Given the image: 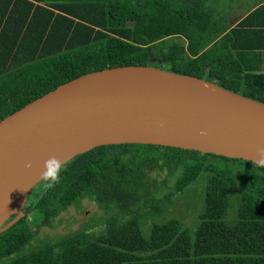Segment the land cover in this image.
Instances as JSON below:
<instances>
[{"label":"trees","instance_id":"16d2710c","mask_svg":"<svg viewBox=\"0 0 264 264\" xmlns=\"http://www.w3.org/2000/svg\"><path fill=\"white\" fill-rule=\"evenodd\" d=\"M220 1L0 0V122L80 76L125 66L168 65L264 103V73L244 58L247 23L229 31L232 14ZM64 167L60 183L41 187L26 207L42 224L30 228L27 215L0 235V264H264V168L252 162L132 144L99 147ZM154 168L179 172L171 196L150 192ZM199 180L193 225L164 219L171 197ZM84 200L112 212L101 230L38 241Z\"/></svg>","mask_w":264,"mask_h":264},{"label":"water","instance_id":"95a60500","mask_svg":"<svg viewBox=\"0 0 264 264\" xmlns=\"http://www.w3.org/2000/svg\"><path fill=\"white\" fill-rule=\"evenodd\" d=\"M132 144L252 162L264 148V103L155 66L60 85L0 122V235L28 215L49 157L65 165L99 147Z\"/></svg>","mask_w":264,"mask_h":264},{"label":"rangeland","instance_id":"374dc122","mask_svg":"<svg viewBox=\"0 0 264 264\" xmlns=\"http://www.w3.org/2000/svg\"><path fill=\"white\" fill-rule=\"evenodd\" d=\"M255 0H221L220 10L223 14H232V19L237 18L242 12L244 3L254 4ZM225 7V8H224ZM241 8V9H239ZM165 69L168 65H164ZM179 172L172 174L168 168H154L148 171V180L150 183V192L157 198L171 196L174 192L176 178ZM42 184H39L34 190L33 195L39 192ZM205 181L199 180L185 193H177L171 197V201L164 207V219L179 217L188 225L192 226L197 219L198 213L202 207V197ZM145 202L143 201V204ZM112 215L111 211L100 208L96 203L90 200H84L80 207H71L63 212L55 221L52 228L44 227L38 235V241L56 240L62 236L79 230L90 229L99 231L105 224L107 218ZM27 223L34 229L42 224L44 217L37 211L32 212L27 217ZM151 221V220H150ZM159 222V221H156ZM103 223V224H102ZM37 244V242L33 243ZM26 250V249H25Z\"/></svg>","mask_w":264,"mask_h":264},{"label":"crops","instance_id":"0c3cea01","mask_svg":"<svg viewBox=\"0 0 264 264\" xmlns=\"http://www.w3.org/2000/svg\"><path fill=\"white\" fill-rule=\"evenodd\" d=\"M241 10L242 13L237 18L229 17V31L244 21L247 23L243 31H247L245 42L250 47L246 48L245 61L264 73V0H255L254 4L244 3Z\"/></svg>","mask_w":264,"mask_h":264},{"label":"clouds","instance_id":"9594fccd","mask_svg":"<svg viewBox=\"0 0 264 264\" xmlns=\"http://www.w3.org/2000/svg\"><path fill=\"white\" fill-rule=\"evenodd\" d=\"M163 127V124H161ZM255 167L264 168V148H258L256 158L252 160ZM44 171L41 174V180L44 181L42 187L45 190L53 189L61 181V174L65 170L64 163L56 157H49L44 164Z\"/></svg>","mask_w":264,"mask_h":264},{"label":"flooded vegetation","instance_id":"af4514ba","mask_svg":"<svg viewBox=\"0 0 264 264\" xmlns=\"http://www.w3.org/2000/svg\"><path fill=\"white\" fill-rule=\"evenodd\" d=\"M29 202H30V199H29V201H28V204H27V206H26V207H28V205H29Z\"/></svg>","mask_w":264,"mask_h":264}]
</instances>
